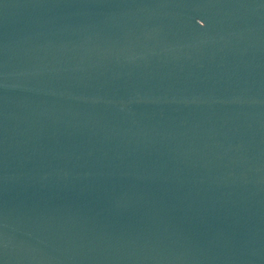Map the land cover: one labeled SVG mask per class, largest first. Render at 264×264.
Returning a JSON list of instances; mask_svg holds the SVG:
<instances>
[{
  "label": "water",
  "instance_id": "1",
  "mask_svg": "<svg viewBox=\"0 0 264 264\" xmlns=\"http://www.w3.org/2000/svg\"><path fill=\"white\" fill-rule=\"evenodd\" d=\"M0 264H264V0H0Z\"/></svg>",
  "mask_w": 264,
  "mask_h": 264
}]
</instances>
